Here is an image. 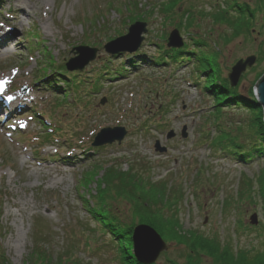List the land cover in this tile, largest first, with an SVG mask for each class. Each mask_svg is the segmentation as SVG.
<instances>
[{
  "label": "rangeland",
  "instance_id": "rangeland-1",
  "mask_svg": "<svg viewBox=\"0 0 264 264\" xmlns=\"http://www.w3.org/2000/svg\"><path fill=\"white\" fill-rule=\"evenodd\" d=\"M0 1V31L14 29L9 40L0 42V79L7 82L10 97L16 96L12 103L0 99L1 107H9L5 112L12 111L8 117L0 115V264H31L30 253L38 246L49 252L54 262L58 253L70 249L81 264H118L108 244L109 234L102 233L81 194L90 206L94 205L91 194L100 186V168L113 163L126 170L136 167L140 159L146 161L147 167L133 170H145L142 173L152 180L171 176L173 182L181 183L183 198L178 217L184 230H197L195 237L218 234L221 245L227 244L236 252H264V230L259 229L262 210L258 202L245 198L248 183L257 192L264 160L240 163L215 152L209 145V136L201 139L200 129L215 133L209 122L203 123L212 97L204 94L199 85L205 80L202 66L192 58L189 62L171 63V50L166 47L168 32L178 28L185 44L188 42V50L194 48L190 42L200 41V47H196L199 58L218 54L217 68L222 77L238 59L255 55V63L238 82L246 92L255 75L264 73L262 0H175V13L165 9L161 13L160 4L167 5L169 0H21L29 2L30 8L16 13L15 21L10 20L15 0ZM234 1H245L255 11L248 31L237 36H231L233 28L206 13L221 6L228 10ZM189 7L192 15L181 17L182 10ZM147 8L151 12L145 11ZM136 15L144 16L141 20L148 29L138 49L128 56L142 53L147 61L142 58L136 66L113 77L110 70L120 67L127 52L110 55L103 44L109 37L124 34ZM178 20L183 21L180 28L175 26ZM16 22L19 23L14 25ZM28 43L33 49L28 48ZM81 44L98 50L95 59L78 71L86 82L78 81V91L70 92L72 96L68 97V101L73 98L79 105H55L62 95L50 94L55 90L41 80L34 82L35 75L43 72L38 60L47 65L51 53L58 63L63 58L65 61L73 57L71 48ZM151 58L164 64L156 65ZM33 109L46 111L48 115L43 114V118L50 128L77 130L76 138L63 143L58 142L57 135L47 138L43 132L50 128L39 124ZM235 112L227 110L224 117L237 118L238 122L247 116L242 112L238 117ZM106 126H124V138L119 144L93 149L90 143L94 134ZM183 126L187 132L184 138L179 134ZM169 129L176 135L167 139ZM155 139L167 147L166 152L154 151ZM81 179L88 182L85 188L79 185ZM241 190L242 201H234ZM252 195L258 198L254 192ZM229 197L231 207L224 210L223 202ZM110 203L112 213L133 223L131 236L133 227L140 223L132 217L129 204ZM253 213L258 219L255 225L249 222ZM159 234L168 248L153 264H172L167 258L183 264L184 247L168 242L165 233ZM196 257L199 264H220L205 253ZM68 261L71 259L59 264Z\"/></svg>",
  "mask_w": 264,
  "mask_h": 264
},
{
  "label": "trees",
  "instance_id": "trees-1",
  "mask_svg": "<svg viewBox=\"0 0 264 264\" xmlns=\"http://www.w3.org/2000/svg\"><path fill=\"white\" fill-rule=\"evenodd\" d=\"M262 2V5H264V0ZM233 3L234 5H229L228 7L234 10H230V8L227 10L221 6L214 12L208 11L206 13H210L214 21L233 28L231 36H237L243 33V31H248L250 25H252L255 11L253 9L254 7H251L245 1L242 3L234 1ZM160 5L161 13H163L164 9L172 11V13L176 12L175 0H169L167 5L164 3ZM236 5L238 7H235ZM187 13L192 15L191 7L184 8L180 15L183 17ZM134 18L144 19V16L136 15ZM235 24H238V26L234 29ZM182 25V20H178L175 24L179 28ZM187 43L179 49H170L171 55L169 58L171 59V63L175 61L181 63L183 61L189 62L192 58L202 66L203 72L201 76L205 80L199 85L203 93L205 92L204 94L212 97V103L208 106V110L205 113L207 115L203 123L209 122L213 126L215 133L211 135L212 133L208 128L200 129L201 139L206 140L209 136V145L214 148L213 150L215 152L218 151L219 155H225L227 158L236 160L237 162L248 163L253 160H264L263 111L252 91L255 83L264 73L255 75L246 92L242 91L238 85L231 87L226 77H222L220 69L217 68L216 60L218 54H213L209 59L207 57L199 58L196 47H200V41L190 42L194 45V48L190 50H188ZM215 51L218 52L217 50ZM138 54L127 55V59L125 58V61L120 64V67L112 68L115 71L113 74H120V71H127L131 66H136L138 60L144 58V54ZM144 60L147 61L145 58ZM152 63L156 65L164 64L154 59ZM51 75V78H48L45 84L47 86L49 85L53 90L58 91L64 98L68 95L69 89L58 84V81L69 85V80H71L74 85L73 79L79 76L76 72H68L65 69L64 63L60 64ZM244 76L245 74L242 77ZM70 87L72 88V86ZM74 87H76V84ZM64 98H62V101L65 100ZM227 110H236L235 113L238 114L236 115L238 117L243 115L242 112L247 114V116L240 118L236 122L238 120L237 118L224 117ZM136 167L141 169L146 168V161L140 159L137 161ZM136 167H128L126 170H123L120 167L114 166L113 163L103 168L101 167L100 169H103V174L98 178L100 186L96 187L94 194H91L94 199V205L92 206L88 204V199L81 194V197L86 199L84 205L87 207V210L100 223L99 226L102 233L109 234L108 244L112 245L118 264L140 263L131 255L132 244L130 233L133 223L129 224L128 222L122 221L119 216L117 217V215L112 213L110 201L116 202V204H121L125 201L132 210V217L137 219L136 223H148L160 233H165L164 235L167 237L168 242L175 241L177 244L182 245L184 247L183 264H199V259L196 256L202 255V253L211 255L216 261L219 260L218 263L220 264L221 262L223 264H264V252L255 254L250 253L249 250H239V252H236L227 244L221 245L222 243L220 242L218 234L207 236L201 233L203 236L195 237L197 230H184L178 217V205L183 198L181 183L175 180L173 182L171 176L152 180L151 177L142 173L145 170H133ZM89 177L91 179V176ZM246 182L248 183V180ZM79 185L85 188L88 182H84L81 179ZM239 188H242V186ZM245 190L247 194L245 197L247 198L246 200H251L253 203L258 202L260 205L263 213V221L260 222L259 229L262 231L264 230V166L258 178L257 192L254 191L253 186L249 183ZM253 192L254 196L255 194L258 195V198L253 197ZM242 193L243 190L240 191L239 197L236 196L234 201H242ZM231 199L232 197H229L224 200L222 209L227 210L231 207ZM237 222L241 224L242 220L238 218ZM245 229L252 228L251 226H245ZM253 229H257V227H253ZM39 231L40 233L43 232L40 228ZM39 248L40 246L30 253L31 264H50L53 260L49 252H43ZM223 249L227 250L223 251ZM71 251L68 249L62 253H58L57 260L55 262L53 261V264H59L66 259H71V261L66 262L67 264L69 262L71 264H81L74 259ZM167 259L172 264H177L172 262L171 259Z\"/></svg>",
  "mask_w": 264,
  "mask_h": 264
},
{
  "label": "water",
  "instance_id": "water-1",
  "mask_svg": "<svg viewBox=\"0 0 264 264\" xmlns=\"http://www.w3.org/2000/svg\"><path fill=\"white\" fill-rule=\"evenodd\" d=\"M146 31V22L135 21L128 27L126 34L107 42L104 45V49L110 54H117L121 51H127L130 53L134 52L140 46L144 38L143 33ZM166 45L170 48H179L183 45V38L180 36L177 29H172L169 32ZM72 52L75 53V56L68 60L66 67L69 70H76L82 69L88 62L93 60L96 56L97 49L86 46H77L72 49ZM255 61V55H248L245 58L238 59L226 74L229 84L231 86H236L242 73H244L247 68L252 67ZM253 95L262 108L264 120V74L255 83L253 87ZM103 102L104 100L101 101V103ZM185 131L186 126H183L181 131L183 137L186 136L187 132ZM125 133L126 131L123 127L102 128L94 136L92 145L102 146L105 144H111L114 141L120 143ZM173 136V130H169L166 134V138H171ZM154 149L159 153H163L165 152L166 147L161 146L159 141L156 140L154 143ZM249 222L252 225L258 223L256 213H253L250 216ZM131 242L133 255L141 264H152L159 257L160 253L165 251L168 247L156 229L145 223H140L133 227Z\"/></svg>",
  "mask_w": 264,
  "mask_h": 264
},
{
  "label": "bare ground",
  "instance_id": "bare-ground-1",
  "mask_svg": "<svg viewBox=\"0 0 264 264\" xmlns=\"http://www.w3.org/2000/svg\"><path fill=\"white\" fill-rule=\"evenodd\" d=\"M15 8H14V10H12L11 11V13H13L14 14V16H13V18L12 19H10V20H13V21H15L16 20V17H15V15H16V13H22V12H24V11H27V9H26V7H29L30 5H29V2H27V1H21V0H15ZM32 6H35V5H32ZM37 9L38 8H40V7H38V5H36L35 6ZM30 8V7H29ZM9 20V21H10ZM19 23V22H18ZM17 22L14 24V23H12V24H14V25H16V24H18ZM16 27V26H15ZM13 28H14V26H13ZM14 33V29H11V27H8L6 30H1L0 31V35H1V37H0V42H5V40H9L8 39V37H10L11 36V34H13ZM12 103V102H11Z\"/></svg>",
  "mask_w": 264,
  "mask_h": 264
},
{
  "label": "snow or ice",
  "instance_id": "snow-or-ice-1",
  "mask_svg": "<svg viewBox=\"0 0 264 264\" xmlns=\"http://www.w3.org/2000/svg\"><path fill=\"white\" fill-rule=\"evenodd\" d=\"M15 71V70H14ZM4 82L3 81H0V84H3ZM0 90H2V89H0ZM9 99H11V97H9ZM24 126V124L23 123H21V127H23Z\"/></svg>",
  "mask_w": 264,
  "mask_h": 264
}]
</instances>
